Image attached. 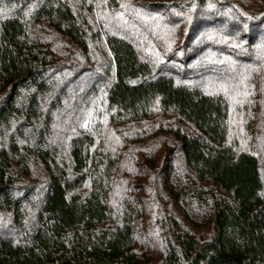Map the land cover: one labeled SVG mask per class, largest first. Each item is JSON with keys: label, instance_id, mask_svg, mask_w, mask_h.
<instances>
[{"label": "trees", "instance_id": "1", "mask_svg": "<svg viewBox=\"0 0 264 264\" xmlns=\"http://www.w3.org/2000/svg\"><path fill=\"white\" fill-rule=\"evenodd\" d=\"M0 264H264V0H0Z\"/></svg>", "mask_w": 264, "mask_h": 264}, {"label": "water", "instance_id": "2", "mask_svg": "<svg viewBox=\"0 0 264 264\" xmlns=\"http://www.w3.org/2000/svg\"><path fill=\"white\" fill-rule=\"evenodd\" d=\"M142 83V79L140 77L133 78L131 80V85L132 86H139Z\"/></svg>", "mask_w": 264, "mask_h": 264}, {"label": "rangeland", "instance_id": "3", "mask_svg": "<svg viewBox=\"0 0 264 264\" xmlns=\"http://www.w3.org/2000/svg\"><path fill=\"white\" fill-rule=\"evenodd\" d=\"M236 123V122H235ZM236 125H237V123H236Z\"/></svg>", "mask_w": 264, "mask_h": 264}]
</instances>
